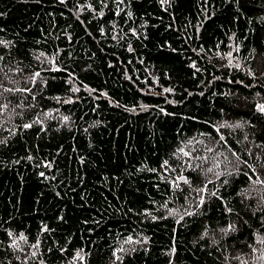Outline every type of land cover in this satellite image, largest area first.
I'll use <instances>...</instances> for the list:
<instances>
[{"label":"trees","instance_id":"obj_1","mask_svg":"<svg viewBox=\"0 0 264 264\" xmlns=\"http://www.w3.org/2000/svg\"><path fill=\"white\" fill-rule=\"evenodd\" d=\"M0 57V264H264V0H0Z\"/></svg>","mask_w":264,"mask_h":264},{"label":"snow or ice","instance_id":"obj_2","mask_svg":"<svg viewBox=\"0 0 264 264\" xmlns=\"http://www.w3.org/2000/svg\"><path fill=\"white\" fill-rule=\"evenodd\" d=\"M61 2H63V0H61ZM121 2H122V0H121ZM162 2H163V0H162ZM228 55L231 56V53H229ZM0 59H3V58L0 57ZM193 67H195V65H193ZM56 70L59 71L60 69L57 68ZM0 71H3V69H0ZM39 76H40V73H39V72H36V73H34L33 76L30 77L29 79L32 80V81H35V78H36V77H39ZM0 88L3 89V91L0 92V96H3V92H14V91H23V92H29V93L31 92V89H30V88L20 89V88L4 87L2 83H0ZM8 107H9L8 104L0 103V116L3 115L4 111L7 110ZM257 107H258V110H259V111L264 112V104L258 105ZM64 119L67 120L68 117H64ZM23 127H25V128H30V127H32V125H31V124H25ZM217 131H219V129H217ZM220 139L223 140L224 137L221 136ZM190 143H191V142H190ZM207 151H208V152H214V149L211 148V147H209V148H207ZM178 152H180L184 157H188L189 160L194 159V158H196V159L199 158V157H193V156H192V153H191L190 151H185L184 148H180V149H178ZM232 155L235 156V157H237V160L239 159L238 154H237L236 152L233 151V152H232ZM225 160H227V157H225ZM167 163H168V162L165 161V162H164V166H167ZM228 163H232V162H231V161H228ZM245 163H247V162L245 161ZM219 167H220V163L217 162V163H214L212 167H209V168L207 169V171H208V172H213L215 168H219ZM253 173L255 174V169H253ZM41 175H43V173H41ZM216 175L219 176L220 173H216ZM179 179L182 180V181H184L185 183L188 182L187 179H186L185 177H183V176H181ZM250 179H251V178H250ZM209 182H211V181H209ZM256 182H257V183H262V184H264V180H261L260 177H259V175H257V180H256ZM225 183H227V181H225ZM177 186H178V185H177ZM199 191L202 193L203 191H205V189L202 188V189H200ZM213 195H215V193H213ZM203 203H204V199H203V197L201 196L200 204H203ZM229 211H231V209H229ZM188 214L190 215L191 213H188ZM181 218H182V217H181ZM228 230H234L233 227H232V225H229V228H228V229H222L221 231H223V232H227ZM20 239H24V237L21 235ZM130 239H131V238H129V240H130ZM126 242H127V241H126ZM259 243L264 244V238H261V240L259 241ZM13 246H17L15 241L13 242ZM35 246H36V245H34V247H35ZM121 251H122V249H121ZM253 251L255 252L256 249L253 248ZM76 258H77V259H82V257H81V255H80L79 252L76 254ZM236 258L239 259V257H236ZM259 259H264V254H262V255L259 257ZM242 264H244V262H242Z\"/></svg>","mask_w":264,"mask_h":264},{"label":"bare ground","instance_id":"obj_3","mask_svg":"<svg viewBox=\"0 0 264 264\" xmlns=\"http://www.w3.org/2000/svg\"><path fill=\"white\" fill-rule=\"evenodd\" d=\"M181 48V47H180ZM140 50V49H139Z\"/></svg>","mask_w":264,"mask_h":264}]
</instances>
